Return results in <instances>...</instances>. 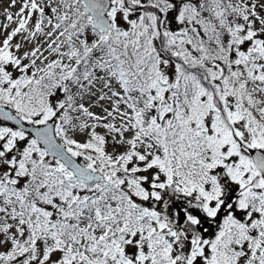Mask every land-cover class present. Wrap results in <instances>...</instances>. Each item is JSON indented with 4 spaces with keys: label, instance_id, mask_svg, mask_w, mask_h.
<instances>
[{
    "label": "snow or ice",
    "instance_id": "snow-or-ice-1",
    "mask_svg": "<svg viewBox=\"0 0 264 264\" xmlns=\"http://www.w3.org/2000/svg\"><path fill=\"white\" fill-rule=\"evenodd\" d=\"M0 264H264V0H0Z\"/></svg>",
    "mask_w": 264,
    "mask_h": 264
}]
</instances>
